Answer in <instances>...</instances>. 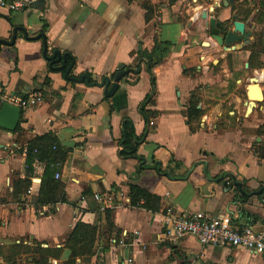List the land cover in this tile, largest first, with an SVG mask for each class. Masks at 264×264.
I'll return each instance as SVG.
<instances>
[{"label":"crops","instance_id":"0c3cea01","mask_svg":"<svg viewBox=\"0 0 264 264\" xmlns=\"http://www.w3.org/2000/svg\"><path fill=\"white\" fill-rule=\"evenodd\" d=\"M220 2L31 0L24 11L0 9V99L42 98L21 110L14 131L0 128V264H34L36 247L50 251L44 264H71L65 242L78 221L97 232L93 254L74 264H264L263 252L161 236L167 209L229 216L238 227L264 220V0L211 9ZM203 10L227 23L237 14L249 42L219 46ZM44 47L71 59L51 68ZM68 66L69 77L89 82L125 73L106 97L103 87L66 78ZM252 76L262 99L246 115ZM147 95L146 122L138 106ZM124 118L145 137L142 160L118 154ZM48 132L68 149L54 177L66 202L38 204L43 172L32 181L24 152ZM129 184L159 196L158 210L131 205Z\"/></svg>","mask_w":264,"mask_h":264},{"label":"trees","instance_id":"16d2710c","mask_svg":"<svg viewBox=\"0 0 264 264\" xmlns=\"http://www.w3.org/2000/svg\"><path fill=\"white\" fill-rule=\"evenodd\" d=\"M158 57H160V55H158ZM149 69H151V62L149 63ZM153 91L154 81L152 78L151 93H153ZM149 100L150 95H147L138 106V110L146 122L149 120V113L146 109ZM191 110L194 112L193 108H191ZM144 141V135L137 136L135 134L131 120L124 118L121 122V137L118 140L119 156L122 158L132 157L142 160V157L137 154V149ZM67 152L68 149L62 147L51 132L37 136L27 145L25 164L27 166L26 172L28 175L32 174L31 162L34 158L45 163L41 181L39 183L38 193L36 195V202L38 204L66 202L63 183L58 179H55L54 174L58 171L59 166L64 161ZM24 182L27 185L31 183L29 179ZM128 196L131 205H138L150 212H155L159 208L160 197L139 186L129 184ZM110 212L109 209L104 210L107 221L106 223L109 228L111 227V224H109ZM96 232L97 228L95 226L80 221L75 223L65 242V247L70 250V260L68 263L74 264L76 257H88L93 254L92 247L95 241ZM34 250L39 254L38 260H36L34 264H44L50 251L38 247Z\"/></svg>","mask_w":264,"mask_h":264},{"label":"built area","instance_id":"2783aa9c","mask_svg":"<svg viewBox=\"0 0 264 264\" xmlns=\"http://www.w3.org/2000/svg\"><path fill=\"white\" fill-rule=\"evenodd\" d=\"M31 0H0V9L9 12L24 11ZM5 100L0 99V106ZM40 95H28L27 98L19 100L16 104L20 110L26 109L30 105L41 102ZM26 152V151H25ZM24 152V153H25ZM35 152V150H34ZM27 168V166L25 165ZM45 163L34 158L31 162L33 170L32 181L38 178L36 174H41ZM58 173L54 177L58 178ZM264 203V197L261 198ZM162 239L175 243L180 238L190 236L196 239L201 247H220V248H243L250 252L264 253V220L261 228L257 229L253 225L234 226L229 216L224 215H187L184 213L175 214L167 209L161 215Z\"/></svg>","mask_w":264,"mask_h":264},{"label":"water","instance_id":"95a60500","mask_svg":"<svg viewBox=\"0 0 264 264\" xmlns=\"http://www.w3.org/2000/svg\"><path fill=\"white\" fill-rule=\"evenodd\" d=\"M233 2L234 0H221L220 3H215L214 7H211V9H214L217 6L227 7ZM200 16L202 19H206V29L210 32L211 38L219 46L225 49L232 48L234 50L236 43L246 44L249 42V36L251 32L249 30H245V25L241 20H239L237 14H232L230 16V23H227V21L225 20H220L216 18V16L209 15L206 10H203ZM17 29L18 27L14 28L13 36L10 43H13ZM39 36H41L43 38V41H45L43 34H40ZM43 54L46 60L49 62V66L51 68L53 67V64L59 63L61 61V65L57 66L56 69H63L66 64V59H71L70 54L61 53L59 50H53V52L48 55L46 53V47H44ZM122 66L123 65L120 64L119 67L121 68ZM70 67L71 66H68L64 72V76L66 78L75 82H84L87 86L103 87V93L106 97H111L115 93L118 88V83L125 73V70L123 69L116 71L114 74H112L113 76L111 83V79L108 76H103L99 82H89V76L87 74H81L79 78L69 77L68 73ZM254 87H256L257 92H252L253 94H250V88ZM261 99L262 95L257 84V78L252 76L250 78V85L248 86L247 91L245 114L247 115L252 110L255 103L260 101ZM20 114L21 110L16 104L8 103L5 101L2 102L0 106V128L9 132L14 131L18 125Z\"/></svg>","mask_w":264,"mask_h":264},{"label":"bare ground","instance_id":"6f19581e","mask_svg":"<svg viewBox=\"0 0 264 264\" xmlns=\"http://www.w3.org/2000/svg\"><path fill=\"white\" fill-rule=\"evenodd\" d=\"M254 88H255V90H254ZM254 88H250V94H253L252 92H257L256 87H254ZM251 89H253V90H251Z\"/></svg>","mask_w":264,"mask_h":264},{"label":"rangeland","instance_id":"374dc122","mask_svg":"<svg viewBox=\"0 0 264 264\" xmlns=\"http://www.w3.org/2000/svg\"><path fill=\"white\" fill-rule=\"evenodd\" d=\"M262 33H264V31L262 30Z\"/></svg>","mask_w":264,"mask_h":264}]
</instances>
